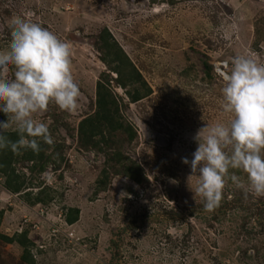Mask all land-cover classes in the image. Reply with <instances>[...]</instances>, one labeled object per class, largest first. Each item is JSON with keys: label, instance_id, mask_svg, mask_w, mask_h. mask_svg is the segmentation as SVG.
<instances>
[{"label": "rangeland", "instance_id": "1", "mask_svg": "<svg viewBox=\"0 0 264 264\" xmlns=\"http://www.w3.org/2000/svg\"><path fill=\"white\" fill-rule=\"evenodd\" d=\"M14 17L70 42L80 96L74 112L50 103L35 114L54 143L41 142L37 163L14 164L21 191H10L0 171L1 234L26 232L34 264H264V197L246 195L229 179L219 206L205 211L181 162L192 159L200 128L227 121L214 66L237 54L264 63V0H0V51H8ZM106 29L151 92L119 85L105 60ZM5 75L11 79L12 70ZM100 82L136 133L129 140L124 130L114 132L107 149L84 146L79 131L97 110ZM134 87L138 101L129 94ZM135 163L140 181L124 173ZM230 174L246 185V174ZM70 208L80 210L72 224ZM23 256L17 241L0 238V264H27Z\"/></svg>", "mask_w": 264, "mask_h": 264}, {"label": "clouds", "instance_id": "2", "mask_svg": "<svg viewBox=\"0 0 264 264\" xmlns=\"http://www.w3.org/2000/svg\"><path fill=\"white\" fill-rule=\"evenodd\" d=\"M10 27L8 51H0V113L7 118L0 120V151L38 154L41 142L54 141L48 125L36 120L35 114L50 103L69 113L78 108L80 90L73 77L71 44L30 19L14 17ZM214 71L223 81L221 109L227 121L200 128L193 137L197 148L192 159L181 161L190 168L194 199L200 197L209 212L219 206L229 179L246 195L264 197V63L237 54L214 66ZM10 129L18 136L15 141L7 136ZM230 170L246 174V185Z\"/></svg>", "mask_w": 264, "mask_h": 264}, {"label": "trees", "instance_id": "3", "mask_svg": "<svg viewBox=\"0 0 264 264\" xmlns=\"http://www.w3.org/2000/svg\"><path fill=\"white\" fill-rule=\"evenodd\" d=\"M102 37L104 38V41H106L105 60L107 63L113 64L112 71L116 73V79L119 85L123 88H127L135 84H140V86L146 87L145 94L151 92V89L148 87L143 75L133 65L129 57L123 53L122 49L115 42V40L110 42V38L113 39V36L107 29L104 31V35ZM129 94L133 101H138L142 98L140 88L137 87H134V91ZM120 130H124L128 133L129 140H133L136 135V133L131 130V127L126 126L121 118L120 102L116 94L108 87L107 83L100 82L98 84L97 91V110L93 115L85 118L79 127L81 142L84 146H92L94 148H102L101 146H104V148L107 149L112 147L111 135ZM7 136L12 141L18 139L15 131L7 132ZM40 148L41 150L38 154L33 153L31 150L22 151L21 154H14L8 149L0 151V171L6 175V186L10 191L18 193L21 191L25 183L20 180L21 176L16 172L14 164L21 159L33 162L34 164L37 163L44 157V146L40 145ZM113 156L114 160L117 159L119 163L121 162L120 153L113 154ZM44 168L45 165L43 164L41 169ZM125 169L124 173L127 176L135 180H141L142 168L138 163L130 164L129 166H126ZM104 178H107V176ZM105 185L106 182L104 181V186ZM79 217V209L70 208L68 210V223L72 224L76 222ZM0 238L8 242L17 241L24 247L23 261L27 264L35 263L34 255L32 253V246L34 244L27 238L26 232L16 233L12 237L0 233Z\"/></svg>", "mask_w": 264, "mask_h": 264}]
</instances>
